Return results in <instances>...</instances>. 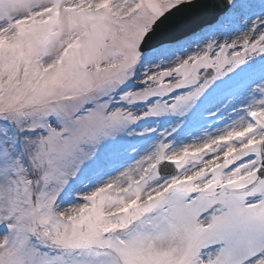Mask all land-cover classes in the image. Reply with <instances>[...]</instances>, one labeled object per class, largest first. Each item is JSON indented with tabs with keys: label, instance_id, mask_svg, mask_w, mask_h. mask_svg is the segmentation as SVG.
Wrapping results in <instances>:
<instances>
[{
	"label": "snow or ice",
	"instance_id": "1",
	"mask_svg": "<svg viewBox=\"0 0 264 264\" xmlns=\"http://www.w3.org/2000/svg\"><path fill=\"white\" fill-rule=\"evenodd\" d=\"M0 264H264V0H0Z\"/></svg>",
	"mask_w": 264,
	"mask_h": 264
}]
</instances>
